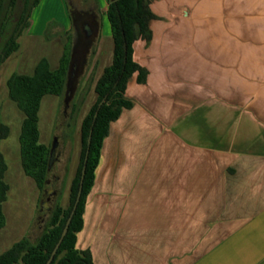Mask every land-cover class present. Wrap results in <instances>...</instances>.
I'll list each match as a JSON object with an SVG mask.
<instances>
[{"label":"crops","instance_id":"0c3cea01","mask_svg":"<svg viewBox=\"0 0 264 264\" xmlns=\"http://www.w3.org/2000/svg\"><path fill=\"white\" fill-rule=\"evenodd\" d=\"M148 2L145 79L109 123L75 246L94 264H264V0Z\"/></svg>","mask_w":264,"mask_h":264},{"label":"rangeland","instance_id":"374dc122","mask_svg":"<svg viewBox=\"0 0 264 264\" xmlns=\"http://www.w3.org/2000/svg\"><path fill=\"white\" fill-rule=\"evenodd\" d=\"M32 0H0V53L6 39L14 36L25 6ZM78 9L92 7L99 32L92 39L75 92L65 108L63 96L47 94L38 112L39 141L51 146L57 137L56 159L49 171L45 185L40 190L34 180L21 167L18 135L23 113L8 96L6 80L12 72L32 73L35 64L45 57L51 68L58 64L68 37L76 36L67 0H39L31 8L27 25L16 34L17 49L0 63V125L8 127L2 136L0 152L7 169L4 181L8 184L7 198L3 202L5 224L0 228V253L22 237L34 242L46 229L50 212L56 204L68 205L69 186L79 159L81 148L80 123L96 99L94 84L103 68L110 63L112 38L105 15L107 0H72ZM57 179L56 194L46 200L53 176ZM49 179V180H48ZM48 181V182H47ZM45 201L48 209L41 210Z\"/></svg>","mask_w":264,"mask_h":264},{"label":"trees","instance_id":"16d2710c","mask_svg":"<svg viewBox=\"0 0 264 264\" xmlns=\"http://www.w3.org/2000/svg\"><path fill=\"white\" fill-rule=\"evenodd\" d=\"M105 15L109 23L112 38L111 62L105 66L96 79L94 92L96 99L80 123V143L78 164L69 186L68 205L56 204L50 212L46 229L31 242L22 237L0 253V264H45L57 243L66 219L72 209L79 186L81 168L86 150V141L91 129L88 156L79 201L72 215L68 229L62 238L49 264H94L88 250L76 248V235L81 230L83 211L87 195L93 184L102 140L107 134L111 121L116 119L123 108L131 106L125 90L129 78L137 72V81L143 82L145 70L133 58V42L138 38L149 40V21L154 14L148 0H107ZM39 0H32L25 6L18 21L14 36H9L0 53V63L7 59L18 47L15 36L27 25L26 19L31 8ZM72 19V17H71ZM75 33L68 37L58 64L51 68L48 60L41 57L32 73L12 72L6 80L8 96L23 113L18 135L20 163L23 172L31 177L37 188L42 189L48 178L47 169L50 146L39 141V108L42 98L47 95L63 96L66 75ZM105 100L98 108V103ZM97 114L94 118V113ZM2 136L8 134V127L0 125ZM7 169L3 154L0 152V228L5 224L3 202L7 198L8 184L4 181Z\"/></svg>","mask_w":264,"mask_h":264},{"label":"water","instance_id":"95a60500","mask_svg":"<svg viewBox=\"0 0 264 264\" xmlns=\"http://www.w3.org/2000/svg\"><path fill=\"white\" fill-rule=\"evenodd\" d=\"M83 31H84L85 35L83 36V38L79 36L78 40H74L73 45H72V49H71V55H70V60H69L67 75H66L64 97H63V102L65 104V108L69 104V102L72 99L73 94L75 92L77 80H78L79 74L82 71V65H83V62L85 60V55L88 51L90 43H91L92 39L98 33L97 22L92 21L90 24H87V23L84 24ZM104 100H105V97H103L102 100L98 103V108L100 107V105L103 103ZM96 114H97V110L94 113V118H95ZM90 139H91V129H90V132L88 134L87 141H86L87 145H86V150H85V154H84V158H83V165L81 168L79 186H78V190L76 193L75 201H74V203L72 205V209H71V211H70V213L66 219V222H65L64 227L61 231L60 237H59L57 243L55 244L54 248L52 249L47 261L45 262V264H49L51 262L62 238L64 237V235L67 232V229H68L69 223L71 221L72 215H73L74 210H75L77 203L79 201V198L81 195V189H82V181H83V177H84V173H85V163H86L87 156H88V147L90 144ZM56 146H57V137L55 136V137H53V140H52V143L50 146V152H49V158H48V164H47L48 170L51 169V167H52V165L56 159ZM53 185L54 184H52V186ZM45 209H48V206L46 205V202L43 201V202H41V210H45Z\"/></svg>","mask_w":264,"mask_h":264},{"label":"flooded vegetation","instance_id":"af4514ba","mask_svg":"<svg viewBox=\"0 0 264 264\" xmlns=\"http://www.w3.org/2000/svg\"><path fill=\"white\" fill-rule=\"evenodd\" d=\"M67 5L69 8V13L70 16L72 17V24L75 28L76 31V36L74 40H78L79 36L83 38V36L85 35L84 31H83V26L84 24H90L92 21H96L95 17L96 14L94 13V11L92 10V7H87V8H82V9H78L77 7H75L74 2L72 0H67ZM55 176H53V180L50 182V188L52 190H46V200L49 201L51 199V197H53V195L56 194V189H57V179H55ZM49 180V179H48ZM56 180V182H55ZM52 184H54L52 186Z\"/></svg>","mask_w":264,"mask_h":264}]
</instances>
